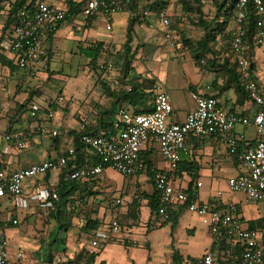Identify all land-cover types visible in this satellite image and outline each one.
<instances>
[{"label": "crops", "instance_id": "1", "mask_svg": "<svg viewBox=\"0 0 264 264\" xmlns=\"http://www.w3.org/2000/svg\"><path fill=\"white\" fill-rule=\"evenodd\" d=\"M32 1L28 0L26 5ZM44 1L67 12L66 19L48 35L46 40L51 56L50 68L57 72L54 77L57 78L58 73L66 67L71 71L59 89L65 100L53 107L55 115L49 117L48 102L51 98L45 99L40 94L32 95L30 88L37 83L36 75L43 72L18 67L11 51L10 32L13 22L6 31L3 28L4 24L0 26V56L13 62L7 65L0 61V104L4 105L3 108L0 106V167L16 170L65 154L70 147H75L73 131L81 132L89 128L87 123H90L94 116L115 121L117 110L121 106L137 113L151 112L156 94L153 87L155 82H159L169 93L174 105V120L178 122H184L189 111L196 105L192 92L207 86H210V93L218 97L228 109L247 115L256 111L255 103L248 94L237 90L233 78L229 75L228 67H225L226 61H230L231 65L234 64L229 44L231 31L235 26L234 20L232 23L230 21L231 28L226 49L217 47L218 52L210 53L207 58H203L208 64L207 71H204L202 64L196 62L191 52L186 51L183 46L181 49L178 45L171 47L166 42L163 29L156 22L154 15L142 25L138 22L131 24L128 13H119L115 16L113 28L108 30L106 22L100 15L87 17L84 14L83 8L87 0ZM170 2L135 0L138 7L146 6L151 9L158 6L167 7L172 15L174 5L173 1ZM234 3L235 0H229L226 7L228 12H233V17L236 13V9H233ZM4 5L7 8L8 23L12 7ZM150 20L154 22V26H150ZM129 33L131 38L129 57L132 64L128 72L122 73L126 58L125 43ZM93 42L97 45L102 43L99 53L97 52L99 54L97 63L109 57L113 58L123 76L127 77L134 86L138 84L142 92L148 93L153 98L145 103L140 97L134 100L127 99L123 93L128 92L114 90L100 72L101 81L89 78L93 81V89L87 92L86 86L84 91L87 95L81 96L79 100L75 99V92H71L68 82L79 77L77 71L82 69L86 72L87 64L93 62L96 49L89 46ZM163 45H167L175 52L179 64L171 61L169 56L164 55L165 53L163 55L160 53V47L162 48ZM248 47L253 57L254 75L257 79L259 75L257 62L259 60L261 63L264 59V46L254 43L253 47L250 45ZM86 49L91 51V54H85ZM153 53L156 56L154 61L159 60L162 55L167 63L160 66L147 65L146 56ZM185 53H190L188 56L195 63L194 66L189 68L184 66L182 61L186 59L183 57ZM85 75L87 76V72ZM94 90L96 93L93 94ZM34 103L42 107L36 116H32L31 113V106ZM44 123L57 128L60 135L58 137L40 135L38 128ZM250 128L238 126L237 130L244 132L249 138H255L256 134L248 135ZM16 131L32 132L28 137V147L24 150H17L13 144H8L6 141V135ZM7 145H10L9 151H5ZM188 145L190 152L183 154L181 159L183 163L179 170L180 184L189 188L199 184L201 199L215 202L218 206L238 204L246 226L264 232V206L244 208L238 200L234 201L233 197L225 194L233 193L228 187L229 178L242 170L226 142L214 137L203 140L193 138L189 140ZM144 157L146 162L147 158L150 162L146 170L130 176L121 174L129 180L126 185L118 184L113 180L114 170L111 168H108L98 180L85 181L90 186H96L95 188L108 185L112 195L122 198V204L114 205L105 210L103 215L93 217L99 219V224L104 226L114 215H119L123 225L122 237L95 250L91 246V239L96 229L85 231L81 228L82 224H78L80 228L77 224H73L64 235L59 229V240L55 245V262L59 263L56 261L59 257V261H71L79 257L80 264H182L186 258H197L212 252L215 257L214 264H241L240 256L234 253L237 245L226 236L215 235L199 216L184 205H176L172 209L171 221L162 226L156 224L157 211H153L150 205L156 191L152 169H164L166 163L158 148L153 145L146 149ZM108 170L111 171L112 176L108 175ZM60 175L61 172L58 171L50 172L40 178L27 181L22 197L0 198V226L5 228L13 246L24 251L27 264H47L41 252L45 243L35 245L31 242L30 235L34 230L29 228V224L25 221L28 217L34 218L32 212L34 206L42 208L39 202L33 199L36 183L40 182L44 187L55 188L60 184ZM55 208L56 205L51 209L55 210ZM15 219L18 220V224L13 223ZM57 227L56 223L51 230L49 240L55 236Z\"/></svg>", "mask_w": 264, "mask_h": 264}, {"label": "built area", "instance_id": "2", "mask_svg": "<svg viewBox=\"0 0 264 264\" xmlns=\"http://www.w3.org/2000/svg\"><path fill=\"white\" fill-rule=\"evenodd\" d=\"M135 0H87L83 11L87 17L100 15L106 22L108 30L113 28L115 16L126 12L129 21L145 24L154 15L156 22L162 27L164 38L171 47H177L172 27L174 18L164 6L151 9L149 7L134 8ZM4 4L10 5L5 1ZM236 13L234 28L230 35V52L237 66L241 85L249 98L257 106L251 114H242L228 109L218 97L211 94L207 86L192 92L195 107L189 111L184 122L174 120V105L167 91L159 82H155L156 92L151 112H134L124 106L117 110L113 121L115 133L100 129L98 133H84L80 141L87 151L98 159L95 164H76L78 152L75 147L58 157L34 163L28 167L9 170L0 167V198L5 196L22 197L26 182L50 172H64L67 179L96 181L104 172L111 168L125 176L135 175L147 169L144 152L150 146H156L166 168H153L154 185L158 193V210L156 224L162 226L172 219V209L176 205H184L218 236H226L235 245L244 248L242 264H264V232L258 228L246 226L240 214L238 204L218 206L215 202L202 200L199 184L189 188L180 184V161L183 154L190 152V139L203 140L214 137L226 142L237 158L242 170L228 180L231 192L243 193L253 203H264V93L255 78L253 57L247 45L246 37L251 10L257 20L255 42L264 46V0H235ZM15 21L10 32L11 51L21 69L39 70L48 67L50 53L46 44L48 35L66 19V10L51 5L44 0H33L15 12ZM150 26L154 22L150 20ZM96 47L95 42L90 43ZM203 70L207 71V61L201 60ZM104 79L116 91L131 92L134 84L123 76L113 58H106L98 63ZM65 96L59 95L48 102V115L54 117L53 107L64 101ZM42 109L40 104H32V116ZM238 126L252 127L256 137L249 138ZM42 136L58 137L60 132L49 123L39 126ZM32 132L16 131L6 135V141L17 150L28 147V137ZM7 145L5 151H9ZM73 164L68 169L69 164ZM222 194V192L220 193ZM33 199L46 210L54 208L59 193L55 188L44 187L36 183ZM115 205L122 204V198L114 199ZM18 224V220H13ZM123 225L119 215L103 227L95 230L91 246L96 250L109 245L121 238ZM215 257L207 252L201 257L186 258L182 264H214ZM0 264H27L22 249H16L5 228L0 226Z\"/></svg>", "mask_w": 264, "mask_h": 264}, {"label": "rangeland", "instance_id": "3", "mask_svg": "<svg viewBox=\"0 0 264 264\" xmlns=\"http://www.w3.org/2000/svg\"><path fill=\"white\" fill-rule=\"evenodd\" d=\"M168 2L173 1V9L174 14H172L174 18V25L172 27V30L174 31V34H176L175 38L177 40L179 49L184 47L186 51H189L194 55V50L196 49L198 45V41L203 39L205 37V34L207 32V27L210 28L211 31L215 32V38L213 40L215 51L217 47L220 49H226L228 40H229V32L231 28V23L233 21V12L226 9L227 4L229 0H167ZM4 2H2L0 6V23H2L3 28L6 29L9 27V22L6 21L7 15V8L4 7ZM170 2V3H171ZM231 21V23H230ZM4 30V29H3ZM160 53L163 55H167L171 58V61L178 63V56H176L175 52L170 49L167 45H163L162 48L160 47ZM185 51V52H186ZM85 54H91V51L85 50ZM182 53V52H181ZM190 53H185L183 57H186L182 61L185 67L189 68L190 66H194L195 63L190 56H188ZM160 56L159 60L154 61L155 57L154 53L151 55L146 56L147 57V65L153 66L157 64V66L164 65L167 63L165 57ZM194 57V56H193ZM51 58V56H50ZM49 58V63H50ZM207 58V56L205 57ZM169 60V59H168ZM82 61V59H80ZM163 61V62H162ZM170 63V61L168 62ZM257 74L258 75V81L261 85L262 91L264 93V59L261 61L258 60L257 62ZM118 67V66H117ZM71 69V68H69ZM43 73L37 74L36 76V85H32L30 88L32 89L31 93L33 94H40L41 96H44L45 99L52 98L54 96L63 95L61 90H59L62 87V83L66 78H68V75L71 73V71L68 70L66 67L64 70H62L57 76V78L54 77L57 72L51 70L50 64L48 67L43 66L41 69ZM38 70V71H39ZM78 72H81L80 74ZM87 72V76L85 73ZM79 70L76 72V74L79 76L78 78H73L68 82V87L71 89V92L74 93L75 99H80L81 96L87 95L85 94L84 88L87 86V89L91 91L93 89L94 84L92 83L89 78H93L94 80L100 82L101 81V74L100 70H96L93 63L87 64V71ZM96 93V90H94L93 94ZM31 95V96H32ZM153 96L148 97V101L151 100ZM6 105V104H5ZM148 105V103H147ZM0 106L3 108V104H0ZM85 122V121H83ZM89 126L91 128H94L96 126L99 127L101 124L100 117L94 116L92 121H90ZM88 126V125H87ZM249 136H254L255 131L251 127L248 131ZM109 176L111 175V171H107ZM113 180L122 185H126L128 183V179L122 177V175L114 170V176ZM109 181V180H107ZM107 184V183H106ZM108 185L106 186H100L98 188H95L96 186H82V188L75 193L69 203L66 205V211L64 212L66 215L62 217V222L64 225H68L71 227L73 224H82V227L85 231H89L91 229H98L101 227L102 224L100 223L99 219L93 218L94 216H99L100 214L103 215L105 210H108L109 208L113 207L114 199L117 198L116 195H112L110 191L108 190ZM55 189L58 191V186H55ZM227 196L233 197L234 201L238 200V203L242 204L243 207H253V208H259L261 206H264V203H257L254 205L252 202L248 201L246 199V196L243 193L238 192H226ZM33 216L34 218L28 217L26 218V222L29 224V228H32L34 231H32L30 235V240L35 245L40 243H47L49 242V237L51 234V230L53 229V226L57 223L56 219L53 217V209L51 210H43L42 208L33 207ZM104 222V221H102ZM103 226V225H102ZM78 228H80V225H78ZM19 229H21V226H19ZM60 233L64 235L66 231L60 230ZM61 238V236H59ZM66 241V237L64 238ZM37 257L36 252L34 253ZM60 256V255H59ZM79 257H76L74 259L67 260V261H59L60 257L56 260L59 263L67 262L68 264H80Z\"/></svg>", "mask_w": 264, "mask_h": 264}, {"label": "trees", "instance_id": "4", "mask_svg": "<svg viewBox=\"0 0 264 264\" xmlns=\"http://www.w3.org/2000/svg\"><path fill=\"white\" fill-rule=\"evenodd\" d=\"M3 1H7L10 3V7H12L11 9V18L9 20V26L12 22L15 21V18H13L15 12L17 11V9L26 6L27 1L28 0H16L13 2V0H0V6L2 4ZM134 8H138V6L136 5V3H134ZM160 7V6H158ZM235 8V5L233 6V9ZM153 9H156L155 7ZM256 20L257 17L254 13V11L251 10L250 15H249V22H248V32H247V37H246V41H247V45H250L251 47H253V44L256 43L255 42V35L257 33V27H256ZM135 22H131V24H133ZM207 32L205 34V37L201 40L198 41V45L196 47V49L194 50V58L196 60L197 63H201V60L203 58H205L208 54H214L215 51V46L213 43L214 38L216 37L215 32L211 31L209 27H207ZM130 33H129V38L127 40V42L125 43V47H126V58H125V62L123 64V68H122V73H126L129 71V69L131 68V64H132V60L129 57V52L131 50L130 48ZM102 47V43L98 44L95 49H96V54L94 55L93 58V65L95 67V69L98 71L99 66L97 63V58H98V53L100 48ZM94 48V47H92ZM98 52V53H97ZM0 61L3 62L4 64L7 65H11V63H13L12 61L7 60L5 57L0 56ZM225 67H228V72L231 78H233V82L234 85L236 86L237 90H241L243 92H245L246 94H248L244 88L241 85V81H240V75L237 69L236 64H232L230 63V61H226L225 62ZM253 69H254V63H253ZM101 72V71H100ZM123 96L127 99H131L134 100V98L140 97L143 101V103L148 101V93L142 92L141 88L138 84H135L133 91L128 92V93H123ZM141 112V111H140ZM100 129H105L107 131H112L113 133H115V129H114V125L113 122L106 120V119H101V124L94 128H87L85 130H82L81 132H77V131H73V133L75 134V148L78 152V157H77V162L76 164L78 166H81L83 164H85L87 161L89 162V164H95L98 162V159L94 156H92L88 151L87 148L85 147V145L83 143H81L80 138L82 136V134L84 133H98ZM146 159V157H145ZM149 159L147 158V164L148 167L150 165V162L148 161ZM182 163L183 161H180V168L182 167ZM72 163L69 164L68 169L72 168ZM195 168V167H192ZM190 169V168H189ZM153 175V172H152ZM154 177V176H153ZM87 186V182L85 181H81V180H70L66 178V175L64 172H61L60 175V184L58 186V193H59V199L55 200L54 202V206L56 205L55 210H53V217L56 219L57 221V230L55 232V236H53L49 242L45 243L43 245V247L41 248V252L42 255L44 257V260L47 264H68L67 262L64 263H56L55 262V245L58 242V230H64V231H68L69 226L68 225H64L62 222V217L64 215H66L64 212L66 211V205L69 203L71 197L77 193L82 186ZM191 188V187H190ZM150 205L153 211H157L158 210V193L157 190L155 191L154 197L151 198L150 201ZM244 248L240 245H237V249L234 252L235 254H237L238 256H240L241 258V264H242V253H243Z\"/></svg>", "mask_w": 264, "mask_h": 264}]
</instances>
